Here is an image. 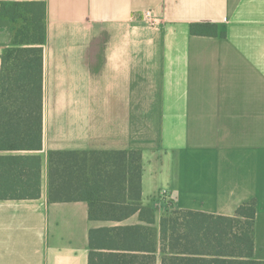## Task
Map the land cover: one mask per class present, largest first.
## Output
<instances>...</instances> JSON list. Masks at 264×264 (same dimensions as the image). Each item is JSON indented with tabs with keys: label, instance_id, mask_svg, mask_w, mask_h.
Masks as SVG:
<instances>
[{
	"label": "crops",
	"instance_id": "obj_1",
	"mask_svg": "<svg viewBox=\"0 0 264 264\" xmlns=\"http://www.w3.org/2000/svg\"><path fill=\"white\" fill-rule=\"evenodd\" d=\"M17 1L45 4L43 146L0 155L40 158V196L0 199V264L88 263L90 229L118 222L50 201L48 154L110 150L141 153L157 231L170 208L232 216L254 199L264 260V0ZM11 40L0 16V66Z\"/></svg>",
	"mask_w": 264,
	"mask_h": 264
},
{
	"label": "trees",
	"instance_id": "obj_2",
	"mask_svg": "<svg viewBox=\"0 0 264 264\" xmlns=\"http://www.w3.org/2000/svg\"><path fill=\"white\" fill-rule=\"evenodd\" d=\"M0 16L12 40L1 55L0 152L43 146V1L4 0ZM196 23L193 34H214ZM40 158L0 155V199L40 196ZM141 153L135 150L50 151L48 199L84 200L89 219L118 224L89 231L87 264H264L254 258L256 201L232 216L193 210L165 211L158 231L155 209L142 203ZM137 214L141 223L123 224Z\"/></svg>",
	"mask_w": 264,
	"mask_h": 264
},
{
	"label": "built area",
	"instance_id": "obj_3",
	"mask_svg": "<svg viewBox=\"0 0 264 264\" xmlns=\"http://www.w3.org/2000/svg\"><path fill=\"white\" fill-rule=\"evenodd\" d=\"M144 16H145V18H147V19H154V16H153V14H152V11L151 10H147V11H145V13H144ZM166 191L165 190H160L158 193H157V197L159 198V199H163V197L164 196H166ZM165 201V200H164Z\"/></svg>",
	"mask_w": 264,
	"mask_h": 264
},
{
	"label": "rangeland",
	"instance_id": "obj_4",
	"mask_svg": "<svg viewBox=\"0 0 264 264\" xmlns=\"http://www.w3.org/2000/svg\"><path fill=\"white\" fill-rule=\"evenodd\" d=\"M169 205V203H167ZM173 208H170L169 211H171Z\"/></svg>",
	"mask_w": 264,
	"mask_h": 264
}]
</instances>
